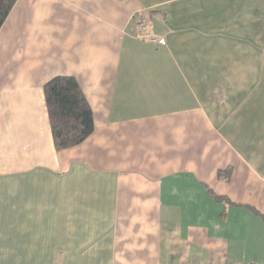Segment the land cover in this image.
<instances>
[{
	"label": "crops",
	"instance_id": "crops-1",
	"mask_svg": "<svg viewBox=\"0 0 264 264\" xmlns=\"http://www.w3.org/2000/svg\"><path fill=\"white\" fill-rule=\"evenodd\" d=\"M59 76L95 123L61 151ZM0 264H264V0H18L0 29Z\"/></svg>",
	"mask_w": 264,
	"mask_h": 264
},
{
	"label": "trees",
	"instance_id": "trees-1",
	"mask_svg": "<svg viewBox=\"0 0 264 264\" xmlns=\"http://www.w3.org/2000/svg\"><path fill=\"white\" fill-rule=\"evenodd\" d=\"M18 0H0V29ZM45 99L58 151L82 144L95 129L93 110L74 77L59 76L44 87ZM232 170L219 172V178L228 181ZM222 199L221 197H216Z\"/></svg>",
	"mask_w": 264,
	"mask_h": 264
},
{
	"label": "built area",
	"instance_id": "built-area-1",
	"mask_svg": "<svg viewBox=\"0 0 264 264\" xmlns=\"http://www.w3.org/2000/svg\"><path fill=\"white\" fill-rule=\"evenodd\" d=\"M164 43H165V40L163 39L159 41V44H164Z\"/></svg>",
	"mask_w": 264,
	"mask_h": 264
}]
</instances>
